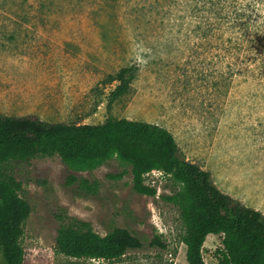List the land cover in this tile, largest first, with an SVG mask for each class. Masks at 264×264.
I'll list each match as a JSON object with an SVG mask.
<instances>
[{"label": "rangeland", "instance_id": "1", "mask_svg": "<svg viewBox=\"0 0 264 264\" xmlns=\"http://www.w3.org/2000/svg\"><path fill=\"white\" fill-rule=\"evenodd\" d=\"M194 1L0 0V115L98 124L109 114L156 124L222 193L264 216V67L240 64L226 75L228 59L219 39L198 29ZM133 64L128 92L107 112L110 76ZM12 171L31 206L23 264H187L178 209L161 197L175 186L161 172L145 176L156 189L149 197L132 190L129 168L114 158L92 172L71 171L57 156L15 162ZM71 175L97 180V193L69 184ZM61 211L102 236L127 228L145 247L110 263L65 257L55 250ZM155 233L165 250L147 246ZM218 247L220 237L208 235L205 264H217Z\"/></svg>", "mask_w": 264, "mask_h": 264}, {"label": "trees", "instance_id": "2", "mask_svg": "<svg viewBox=\"0 0 264 264\" xmlns=\"http://www.w3.org/2000/svg\"><path fill=\"white\" fill-rule=\"evenodd\" d=\"M194 2L201 5L196 4L193 13L203 14L198 29L205 37L219 39L224 52L221 59H228L230 71L226 75L237 74L243 68L240 64L264 67V0ZM138 69L134 64L124 66L110 76L116 85L108 95L107 112L128 92ZM53 156L77 173L92 172L114 158L129 168L132 190L149 197L156 195V189L145 183V176L153 171L168 176L175 190L161 197L178 209L187 264H205L202 250L208 235L220 237V247L214 252L217 264H264V216L260 211L222 193L209 171L180 155L173 135L165 128L114 119L109 114L98 124L50 123L31 115H0V264H23V226L31 212L12 165ZM68 183H76L86 195L99 189L97 180L89 182L82 176L71 175ZM55 218V250L65 257L110 263L141 250L147 241L123 227H113L102 236L90 222L63 211ZM147 246L160 251L168 247L156 233Z\"/></svg>", "mask_w": 264, "mask_h": 264}]
</instances>
